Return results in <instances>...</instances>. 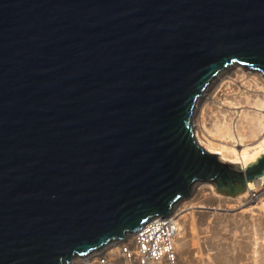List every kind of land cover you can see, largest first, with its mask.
I'll return each mask as SVG.
<instances>
[{"label":"water","instance_id":"1","mask_svg":"<svg viewBox=\"0 0 264 264\" xmlns=\"http://www.w3.org/2000/svg\"><path fill=\"white\" fill-rule=\"evenodd\" d=\"M233 63L264 73V0H0V264L70 263L196 181L263 175L195 138Z\"/></svg>","mask_w":264,"mask_h":264},{"label":"bare ground","instance_id":"2","mask_svg":"<svg viewBox=\"0 0 264 264\" xmlns=\"http://www.w3.org/2000/svg\"><path fill=\"white\" fill-rule=\"evenodd\" d=\"M248 69L239 63H233L225 67L210 81L201 96L197 99L194 108L197 110L202 102L209 100L210 96L207 98V95L214 82L219 79L221 80L220 89L217 91V94L215 93V97H211L213 101L222 97V91L226 90L224 87L237 81L249 88V92L244 99V102L251 105L249 109L236 110V108L240 107L233 106L240 102H235L238 96H233L230 101L228 100V107L224 111L220 110L219 122L213 123L208 111L209 105L206 101L205 105L202 106L203 109L200 111L198 119L195 120V128L197 130L194 131V134L196 133L195 138L204 151L216 155L221 163L241 164L243 171L256 163L264 155V74H262L263 72H258L259 70L257 71V69ZM233 108L235 109L233 110ZM212 123L213 128H210V124ZM221 140H227V142H221ZM232 140L236 144H232ZM237 146L242 148H237ZM244 179L248 188L242 193V197H240V210L233 215L241 219L249 218L264 224V219L262 220L264 217V203H262V197L264 196V174L251 180H248L246 177ZM191 189L189 190L190 196L196 198L208 196V193L205 192L207 188L203 186L196 188L193 192H191ZM209 189L213 190V187H209ZM256 201H259L258 205L254 206L253 203ZM199 208H205L202 201L197 203L191 202L184 205L179 212L172 213L171 211L165 217V219H168V222H164L162 225L165 228L168 225H172L173 227L170 240L175 262L168 258L163 249L164 254L162 256L159 254L160 257L158 259L156 255L154 258H149L147 264H178L179 257L183 259L182 264H205L209 260V255H204L201 237L194 232V229H196L194 226H197L195 223L197 218L202 217L206 219L211 214H214L213 210L203 211L199 210ZM226 215H229V213H226ZM188 229L191 230L190 233ZM135 234L136 232L134 235L133 232L125 233L122 239L110 241L106 245L101 246L100 250L95 249L96 251L88 252L87 256H80L81 259L72 261L74 256L70 263L64 264H102L101 258H105L107 264H141V256L138 251L139 245ZM251 238L253 248L250 258L257 263L263 260L264 231L259 237L252 236ZM124 246L129 247L132 253L131 257H128L126 254L124 255L122 248ZM200 252L202 254H199ZM193 255L196 257L195 262L197 263H190L192 261L189 260L190 256Z\"/></svg>","mask_w":264,"mask_h":264},{"label":"rangeland","instance_id":"3","mask_svg":"<svg viewBox=\"0 0 264 264\" xmlns=\"http://www.w3.org/2000/svg\"><path fill=\"white\" fill-rule=\"evenodd\" d=\"M258 72L262 73L261 71ZM220 82V79L214 82L209 91V94L207 95V98L210 96L209 100H205L204 102H202L200 104V107L197 108L196 113H194L192 118V126L194 128V131L197 130L195 128V120L198 119V116L201 113L200 111L203 109L202 106L205 105L206 101L209 105L208 111L213 123H215L216 121L219 122L220 110L224 111L228 107V100L230 101L233 96H238L235 102H240L239 104L233 106L240 107L236 108V110L250 108L251 105L244 102V99L249 92V88L238 81L224 87L226 90L222 91V97L213 101L211 97H215L217 91H219V85L221 84ZM234 109L235 108H233V110ZM213 123L210 124V128H213ZM221 142H227V140H221ZM231 143L236 144V142L234 143L233 140L231 141ZM237 148L242 147L237 146ZM222 164L241 167V164L238 163L222 162ZM241 169L243 170L242 167ZM202 186L207 188V191L205 190V192L208 193V196L196 198L189 195V197L187 196L186 198L182 199L176 206H174V209L172 208V213L179 212L181 208L188 203H197L200 201L204 203L205 208H199V210H213L214 215L211 214L210 217L206 219H203L202 217H200L199 219L197 218L198 221L197 219L195 220L197 226H194V228H196L194 229V232L196 233V235H199L201 237V246L202 249L204 248L203 251L205 252L204 255H209L210 257L205 264H264V246L262 247V261H258L257 263H255L250 258L251 250L253 248V246L251 245V237H259L260 234L264 231V224H261V222H257L256 220L253 221L249 218L241 219L233 215L238 210H240V197H242V193L245 192L248 188L246 182L241 183L236 189H220L215 180H199L192 184L191 192H193L196 188H201ZM209 187H213L214 191L209 189ZM258 202L259 201L254 202L253 205H258ZM262 203H264V196L262 197ZM226 213H229V215H226ZM263 219L264 217L262 218V220ZM188 232L190 233L191 230L188 229ZM134 233L135 232H133V235ZM101 248L102 247L96 250H100ZM262 250L260 249V251ZM199 254L202 253L200 252ZM76 259L81 258L80 256H75L72 261H75ZM178 260V264H182L183 259L179 257ZM189 260H192L190 263H197L195 262L196 257H194V255L190 256Z\"/></svg>","mask_w":264,"mask_h":264},{"label":"built area","instance_id":"4","mask_svg":"<svg viewBox=\"0 0 264 264\" xmlns=\"http://www.w3.org/2000/svg\"><path fill=\"white\" fill-rule=\"evenodd\" d=\"M164 222L167 223L168 219H165V217L162 216H158L150 220L148 223L142 226V228L136 231L135 237L139 245L138 251L140 252L141 256V264H147L149 258H154L155 255L158 259L164 254L162 251L163 249L165 250V253L168 258L175 262V256L173 255L174 253L170 240V237L172 235L171 231L173 230V227L172 225H168L165 228L162 225ZM122 248L124 255L126 254L128 257L132 256L129 247L124 246ZM101 262L102 264H107L105 258H101Z\"/></svg>","mask_w":264,"mask_h":264}]
</instances>
